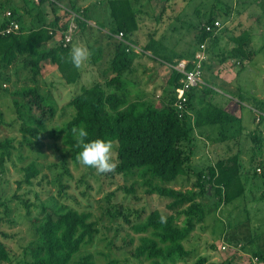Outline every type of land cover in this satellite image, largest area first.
<instances>
[{"label":"rangeland","instance_id":"obj_1","mask_svg":"<svg viewBox=\"0 0 264 264\" xmlns=\"http://www.w3.org/2000/svg\"><path fill=\"white\" fill-rule=\"evenodd\" d=\"M74 1L76 6L85 8L94 0ZM248 1L138 0L133 3L134 8L139 9V27L131 37L138 65L135 66L134 74L128 76L136 85L131 89V95L139 91L145 99L157 103L162 98L166 77L173 70L171 64L158 60V57L172 60L174 65L184 60L179 59L180 55L190 58L196 36V29L191 28L190 24L203 23L213 11H219L224 27L218 43L209 50V56L206 55L207 66L210 68L204 71L202 77L212 88L202 84L196 90L194 99L197 102L210 99L241 117L240 123L230 127L228 125L222 131L221 126H210L195 129L193 133L195 142L192 144L190 169L172 186L175 190L184 192L193 189L194 171L213 164L219 158L230 156H236L242 163L248 182L243 197L229 204H221L218 208L215 207L217 197L212 196L213 189L208 188L212 194L202 198V203L208 206V215L184 243L190 255L174 264H196L201 258L204 259L203 264H248L247 257L251 255V249L264 251V199L259 200L264 194V174L259 166L261 162L264 164V121L259 125L257 119L259 114L264 115V16L260 22L252 25L253 19L250 17L253 5L252 1ZM12 2L19 7V13L24 15L21 0ZM40 7L46 18L53 16L48 3ZM228 8L230 10L224 16ZM8 11L12 10L6 6L4 15L8 16ZM92 11L97 14L91 13L90 17L93 31L97 24L107 25L109 11L106 2L101 9L94 7ZM55 13L65 20L71 19L69 31L76 27L74 13L70 12L69 17L60 6L55 8ZM250 24V33L254 38L250 48L254 55L245 61L243 68L232 58L222 62L221 55H228L234 46L231 38L249 31ZM258 26L260 29H256ZM93 34L89 31L85 35L75 36L74 44L77 40V45L87 47L92 57L94 51L91 47H96L94 45L100 42L107 43V46L103 44L104 57L95 64L89 59L81 66L79 81L71 85L66 84L51 65H46L43 75L33 80L23 54H18L9 66L0 63V140L13 139L14 145L11 157L5 164V171L0 172V204L4 205H0V216L3 218L0 223V239L11 256L10 264H22V260L28 259L24 254L25 249L34 239L30 219L38 216L40 205H45L52 216L68 210L90 214V221L95 224L97 233L74 260L91 254L95 264H105L110 260H116L118 264H148L146 260L132 256L139 238L144 235L135 234L131 226L143 221L154 210L166 217L174 215L179 223L184 224V216L168 207L171 198L157 193L149 194L148 187L143 185L136 172L119 174L115 170L97 174L95 169L84 167L79 162L75 164L67 156L58 130L73 115L68 103L81 86L87 87L105 78L107 73L103 71L113 51V43H116L109 40L105 32L99 35L100 41L95 40ZM60 36L61 33H58L50 46L60 42ZM147 43H150V48L144 50ZM33 85H37L40 93L51 99L56 106L55 116L45 123L46 138L39 143L30 139L23 141L19 133L21 123H27L31 118L27 116L17 92ZM204 89H207V93L202 92ZM260 131L261 141L253 140ZM222 136L225 138L223 141ZM113 145L116 147L117 144ZM113 157L116 161L114 147ZM32 161L40 169L38 178L32 186H19L18 182L22 180L20 169ZM154 183L155 186H161L157 181ZM18 199L29 204V216ZM3 211H7L5 216ZM250 238H253V244H250ZM256 263L261 264L258 261Z\"/></svg>","mask_w":264,"mask_h":264},{"label":"trees","instance_id":"obj_2","mask_svg":"<svg viewBox=\"0 0 264 264\" xmlns=\"http://www.w3.org/2000/svg\"><path fill=\"white\" fill-rule=\"evenodd\" d=\"M136 1L138 0H94L89 6L80 8L76 6L74 0H38V2L21 0L24 5V15L19 13V7L12 0L0 1V63L9 66L16 60L18 54H23L26 56L33 80L43 75L46 65H51L60 73L61 79L71 85L79 81L82 73V67H74L69 57L72 46L76 45V41L74 44L75 36L85 35L90 31L94 33L95 40L100 41L99 35L106 31L105 36L109 40L116 41L115 44L113 43L114 47L107 61V67L103 71L107 73L105 78L90 86L80 87L79 92L68 103L73 110V115L58 131L67 156L69 155L73 163H78L76 156L81 149L77 146L71 129L83 125L89 133L86 142L103 139L117 144L116 147L113 145L118 165L117 173L136 172L142 179L143 185L148 187L149 194L157 193L171 198L168 207L179 211L184 216V224L179 223L174 215L167 216L166 223H161L160 212L157 210L150 212L143 221L131 226L135 234L144 235L139 238V244L132 252V256L135 259H144L148 264H174L177 260L190 255L184 243L194 228L200 225L208 215V206L202 203V198L212 194L208 188L213 189L212 196L217 197L215 207L218 208L221 204H229L243 197L246 192L245 185L248 182L247 172L242 163L236 156H230L219 158L213 164L194 171L193 189L184 192L175 190L172 186L190 169L192 144L195 142L193 133L195 129L210 126H221L222 131L228 125L230 127L240 123L241 117L218 106L210 99L205 102L195 101L196 90L202 84L211 87L203 81V78L200 86L186 92L184 110L177 111L174 102L178 90L182 87L180 80L183 75L175 70H172L162 98L157 103L145 99L143 93L139 91H134L131 95V89L136 86L128 77L134 74L136 69L134 63L137 54L132 48L134 44L131 38L139 27V9H135L133 4ZM150 1L147 0V2ZM104 2L108 5L109 20L107 25L98 26L97 24L93 31L88 21L91 20V13L97 14L92 9L94 7L101 9ZM44 3H48L53 15L49 20L46 19V14L40 7ZM6 6L12 10L8 11V16L3 12ZM58 6L62 7L69 17L70 12L75 14L73 20L76 22V27L70 32L71 41L66 44L63 39L64 34L69 32L68 25L71 19L68 21L57 15L55 8ZM229 10L228 8L224 12V16ZM221 16L219 11H213L203 23L197 21L198 24H190L191 28L196 29V36L190 50L191 57L188 59L187 56L180 55L179 59H192L201 45L205 46V53L209 56V50L216 46L221 37V30L224 27L220 21ZM215 21L220 23V28L214 27ZM14 25L16 28L12 27L9 33H5ZM207 26H210L212 30L206 31ZM58 33H61V41L50 46ZM119 33L123 35L121 39H118ZM248 39L246 31L232 37L234 46L229 50L228 55H221L222 62L232 58L243 68L245 61L254 55L246 50ZM94 46L96 47H91L94 55L90 57V61L95 64L104 57V46L102 44ZM149 48L150 43H147L143 49ZM158 60L174 65L172 60L164 57H158ZM207 64L208 60L202 63V77L204 71L210 68ZM192 68L193 65H187V70L190 71ZM202 92L207 93V89ZM17 96L27 116L31 118L27 123L23 121L20 125L19 133L22 140L42 142L46 138L45 123L56 114L55 103L41 94L37 85L21 89L17 92ZM257 119L258 124L262 125L264 115L259 114ZM261 134L260 131L258 137H254L253 140L257 139L260 142ZM224 139L222 136L221 141ZM13 148V139L0 140L1 173L5 171V164L11 157ZM259 166L262 167L264 174L263 162ZM20 171L22 180L18 182L19 186L21 184L32 186L33 181L40 174L35 161L22 167ZM155 181L161 186H155ZM262 199L264 194L259 200ZM18 200L29 216L27 201ZM0 205L4 206L2 203ZM39 209L38 216L30 219L34 239L25 249L24 254L28 259L20 263L95 264L91 254L74 260L81 249L92 242L97 233L95 224L90 221V214L68 210L63 214L52 216L45 205H40ZM5 210L9 211L7 208ZM6 213L7 211H3L4 216ZM2 221L3 218L0 216V223ZM250 239V244H253V238ZM237 249L236 251L239 252L240 250ZM251 252V255L247 257L248 264H257V261L264 264V251L251 249ZM11 261V256L0 239V264H10ZM203 263V258L196 262V264ZM105 264H118V262L110 260Z\"/></svg>","mask_w":264,"mask_h":264},{"label":"clouds","instance_id":"obj_3","mask_svg":"<svg viewBox=\"0 0 264 264\" xmlns=\"http://www.w3.org/2000/svg\"><path fill=\"white\" fill-rule=\"evenodd\" d=\"M91 53L87 47L82 45H73L69 57L74 67L80 68L89 59ZM77 141V146L81 149L76 156V160L84 167L95 169L97 174H107L114 172L117 168V162L113 157V142L103 139H95L86 142L89 136L86 127L83 125L71 129ZM166 216L160 217L161 223H166Z\"/></svg>","mask_w":264,"mask_h":264},{"label":"built area","instance_id":"obj_4","mask_svg":"<svg viewBox=\"0 0 264 264\" xmlns=\"http://www.w3.org/2000/svg\"><path fill=\"white\" fill-rule=\"evenodd\" d=\"M9 15V14H8ZM215 28H220V23L214 22ZM12 27L16 28V26H11L8 28L5 33H9L12 30ZM212 28L210 26L206 27V31H210ZM72 31V30H71ZM69 31L63 39V42L69 43L71 41V35ZM123 37L122 33H119L118 39ZM206 53L205 46L201 45L199 50H197L192 59L190 60H180L176 65H171L173 70L183 75V78L180 80L182 87L178 90L176 101L174 102V107L177 111L184 110V103L186 102V92L192 88L198 87L202 84V63L206 61ZM193 65L192 70H187V65ZM170 66V67H171Z\"/></svg>","mask_w":264,"mask_h":264},{"label":"crops","instance_id":"obj_5","mask_svg":"<svg viewBox=\"0 0 264 264\" xmlns=\"http://www.w3.org/2000/svg\"><path fill=\"white\" fill-rule=\"evenodd\" d=\"M241 1V0H240ZM250 2L252 1V5H253V7L251 8V17L250 18H252L253 19V21H251V24L252 25H255L256 23H258V22H260L261 21V18L264 16V0H249ZM248 1V2H249ZM246 5H247V3H246ZM243 6H245V5H243ZM242 9V8H241ZM243 12V11H242ZM239 14H241L240 13V11H239ZM47 20H49L48 18H46ZM51 19V18H50ZM90 24H92V21H88V25L91 27V25ZM251 24H250V26H249V31H247V33H248V37H249V39H248V42H247V45H246V50L248 51V52H251V48H250V46L251 45H253V41H252V39H254L253 38V34H251L250 33V31H251V28H252V26H251ZM96 28V27H95ZM256 29H260V27L258 26ZM104 32H106V31H104ZM105 41V40H104ZM106 42V41H105ZM100 44H105L106 46L108 45L107 43H100ZM76 45H77V40H76ZM52 46V45H51ZM140 62V61H139ZM135 66H138L137 65V61H135V63H134V67ZM167 69V68H166ZM153 74V73H152ZM169 77H170V75L168 76V77H166L167 79L165 80L166 82H165V86H167V84H168V81H169ZM156 78V80H157V78H158V76H156L155 77ZM159 96V95H158Z\"/></svg>","mask_w":264,"mask_h":264}]
</instances>
